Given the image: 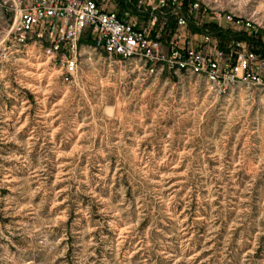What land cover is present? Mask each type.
Masks as SVG:
<instances>
[{"label": "rangeland", "instance_id": "374dc122", "mask_svg": "<svg viewBox=\"0 0 264 264\" xmlns=\"http://www.w3.org/2000/svg\"><path fill=\"white\" fill-rule=\"evenodd\" d=\"M192 1L264 26V0ZM10 26L0 13V264H264V85L218 96L87 37L67 84Z\"/></svg>", "mask_w": 264, "mask_h": 264}, {"label": "built area", "instance_id": "2783aa9c", "mask_svg": "<svg viewBox=\"0 0 264 264\" xmlns=\"http://www.w3.org/2000/svg\"><path fill=\"white\" fill-rule=\"evenodd\" d=\"M0 1L10 14V48L38 45L58 67L63 83L73 82L81 42L87 37L110 59L128 62L130 51H138L150 75L167 67L209 85L218 83V96L234 88L237 80L264 85V29L199 1ZM171 23L175 28L167 37ZM191 24L197 33L191 32Z\"/></svg>", "mask_w": 264, "mask_h": 264}, {"label": "bare ground", "instance_id": "6f19581e", "mask_svg": "<svg viewBox=\"0 0 264 264\" xmlns=\"http://www.w3.org/2000/svg\"><path fill=\"white\" fill-rule=\"evenodd\" d=\"M0 10H1V14L4 16L5 19H9L10 20V14L7 13L6 8H4V6H2L1 1H0ZM253 25L258 26V29H264V26L257 22V21H253ZM130 60L131 61H141V54L138 53V51H130ZM240 84H247L246 80H237L235 83L236 85H240ZM210 85L212 87L218 88V83H210ZM222 92H226V91H222ZM223 94V93H221Z\"/></svg>", "mask_w": 264, "mask_h": 264}]
</instances>
